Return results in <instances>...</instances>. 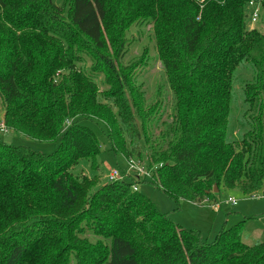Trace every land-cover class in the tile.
<instances>
[{
  "label": "trees",
  "instance_id": "16d2710c",
  "mask_svg": "<svg viewBox=\"0 0 264 264\" xmlns=\"http://www.w3.org/2000/svg\"><path fill=\"white\" fill-rule=\"evenodd\" d=\"M254 1L264 26V0ZM246 6L0 0L7 131L55 146L45 153L0 135V264H264V241L242 240L244 219L224 222L209 241L136 187L147 181L175 202L216 203L227 188L264 194V30L249 28ZM143 23L173 99L155 139L156 106L146 107L136 74L145 54L121 62L128 30ZM89 124L115 156L142 160L148 150L151 178L100 183V141ZM80 160L98 172L74 174Z\"/></svg>",
  "mask_w": 264,
  "mask_h": 264
},
{
  "label": "rangeland",
  "instance_id": "374dc122",
  "mask_svg": "<svg viewBox=\"0 0 264 264\" xmlns=\"http://www.w3.org/2000/svg\"><path fill=\"white\" fill-rule=\"evenodd\" d=\"M63 0H54V3L61 5ZM257 27L263 31L264 26L257 22L254 25H249V28ZM128 43L126 51L122 57V63L127 64L139 57L143 52L145 54V62L136 70L137 80L145 90V104L148 108L151 105L156 106L153 123L149 125L151 129V138L155 139L161 127V122L169 121L172 118L173 99L169 89L160 61L157 58L156 50L153 41V34L148 23L132 26L127 32ZM89 65L87 60L84 64ZM1 105V104H0ZM0 117L3 118V111L0 109ZM90 128L95 132L101 148V170L99 181L106 182L105 175L111 169H126V159L123 155H114L110 149V145L101 130L89 124ZM1 140L6 143L26 144L34 150L50 153L54 150V144L51 142H37L29 137L20 135L17 132L8 130L1 136ZM150 153L144 150L142 160L137 158L139 166H150ZM151 170L156 169L155 163L151 165ZM150 168V167H148ZM74 174H84L92 176L97 173L91 169L89 162L80 160L72 169ZM152 176V173H151ZM135 180H141L133 176ZM148 179V178H147ZM139 191L148 197L155 205L156 209L162 214L167 213L168 217L177 224L185 228H197L203 232V237L211 241L220 229V226L225 222L226 226H231L239 220L243 222L242 240L247 243L256 241H264V198L261 193L258 194H243L238 188L221 189L216 194L217 202L212 206L207 203H198L187 200H179L175 202L166 196L162 190L152 186L147 181H141L137 184ZM216 193V192H214ZM228 197L235 199L236 203H226ZM240 212V213H237ZM241 217H237L238 215ZM218 215V219L215 216ZM227 217V221L226 220ZM248 217V218H247ZM240 218V219H239ZM210 226L213 228L210 231ZM211 234V235H210Z\"/></svg>",
  "mask_w": 264,
  "mask_h": 264
},
{
  "label": "built area",
  "instance_id": "2783aa9c",
  "mask_svg": "<svg viewBox=\"0 0 264 264\" xmlns=\"http://www.w3.org/2000/svg\"><path fill=\"white\" fill-rule=\"evenodd\" d=\"M246 1H247L246 12H247L249 25H254L259 21V17L263 9H262L261 3L258 1H254V0H246ZM7 129L8 128L5 125L4 119L0 117V135L6 132ZM135 160L137 159H134V158L126 159V169L123 171V173L120 171V169H111L105 175V179L111 182V181L119 180L124 177H128L130 175H133L137 177L138 179H145V180H147V178L150 179L152 170L148 169L144 165L139 166L138 165L139 160H137L138 162H136ZM135 186L136 185H134L133 187L134 189L138 187V186L136 187ZM258 193H261V192H254L251 194H258ZM261 197L264 198V194L261 193ZM207 201H208L207 199H204L201 203H207ZM226 203H231L232 205H234L236 201L232 197H228V199L226 200Z\"/></svg>",
  "mask_w": 264,
  "mask_h": 264
},
{
  "label": "crops",
  "instance_id": "0c3cea01",
  "mask_svg": "<svg viewBox=\"0 0 264 264\" xmlns=\"http://www.w3.org/2000/svg\"><path fill=\"white\" fill-rule=\"evenodd\" d=\"M213 203H214V202L211 201V202L209 203V204H210L209 206H212ZM237 213H240V212H237ZM237 217H241V215L239 214ZM215 218L218 219V218H219L218 215H216ZM239 219H240V218H239ZM225 221H227V217H226V220H225ZM239 221H240V220H239ZM212 228H213V227L210 226V228H209V229H210L209 233L211 232V229H212ZM202 233H203V232H202ZM210 235H211V234H210Z\"/></svg>",
  "mask_w": 264,
  "mask_h": 264
},
{
  "label": "water",
  "instance_id": "95a60500",
  "mask_svg": "<svg viewBox=\"0 0 264 264\" xmlns=\"http://www.w3.org/2000/svg\"><path fill=\"white\" fill-rule=\"evenodd\" d=\"M213 192H217V189L215 188V190Z\"/></svg>",
  "mask_w": 264,
  "mask_h": 264
}]
</instances>
